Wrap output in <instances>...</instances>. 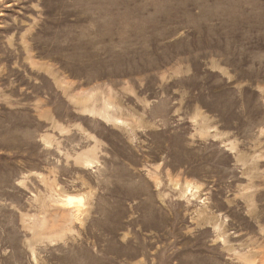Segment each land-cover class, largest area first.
Listing matches in <instances>:
<instances>
[{
    "label": "rangeland",
    "instance_id": "obj_1",
    "mask_svg": "<svg viewBox=\"0 0 264 264\" xmlns=\"http://www.w3.org/2000/svg\"><path fill=\"white\" fill-rule=\"evenodd\" d=\"M0 264H264V0H0Z\"/></svg>",
    "mask_w": 264,
    "mask_h": 264
},
{
    "label": "bare ground",
    "instance_id": "obj_2",
    "mask_svg": "<svg viewBox=\"0 0 264 264\" xmlns=\"http://www.w3.org/2000/svg\"><path fill=\"white\" fill-rule=\"evenodd\" d=\"M75 201L81 202L82 201V198L81 197H76V196H69L66 199V203L67 204H72L73 205V203H75Z\"/></svg>",
    "mask_w": 264,
    "mask_h": 264
}]
</instances>
